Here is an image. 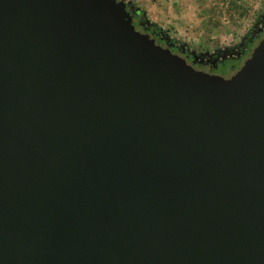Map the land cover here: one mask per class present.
<instances>
[{
    "label": "water",
    "instance_id": "95a60500",
    "mask_svg": "<svg viewBox=\"0 0 264 264\" xmlns=\"http://www.w3.org/2000/svg\"><path fill=\"white\" fill-rule=\"evenodd\" d=\"M119 0H0V264H264V41L198 73Z\"/></svg>",
    "mask_w": 264,
    "mask_h": 264
},
{
    "label": "rangeland",
    "instance_id": "374dc122",
    "mask_svg": "<svg viewBox=\"0 0 264 264\" xmlns=\"http://www.w3.org/2000/svg\"><path fill=\"white\" fill-rule=\"evenodd\" d=\"M121 1L209 77L231 78L264 41V0Z\"/></svg>",
    "mask_w": 264,
    "mask_h": 264
},
{
    "label": "flooded vegetation",
    "instance_id": "af4514ba",
    "mask_svg": "<svg viewBox=\"0 0 264 264\" xmlns=\"http://www.w3.org/2000/svg\"><path fill=\"white\" fill-rule=\"evenodd\" d=\"M121 0H119L118 2H120ZM122 2V1H121ZM127 10V9H126ZM131 14V18H132V24L135 27L136 30H138L140 33L142 34H147L149 35L150 38H152L156 44L162 46V47H166L168 48L171 53L173 54H177L176 49L172 48V47H167L165 45V43L163 42V38L162 36L158 33V31L156 30V28H153L151 25H147L145 26L144 23L142 21H140L138 18L136 19V15L137 13L132 14L131 11H129ZM178 55V54H177ZM179 56V55H178ZM186 63L189 64V59L187 58ZM196 64L194 62L191 61V66H195ZM192 67V68H193ZM194 69V68H193ZM197 71V70H196ZM220 71V70H219Z\"/></svg>",
    "mask_w": 264,
    "mask_h": 264
},
{
    "label": "trees",
    "instance_id": "16d2710c",
    "mask_svg": "<svg viewBox=\"0 0 264 264\" xmlns=\"http://www.w3.org/2000/svg\"><path fill=\"white\" fill-rule=\"evenodd\" d=\"M153 28H156V26L154 24L151 25Z\"/></svg>",
    "mask_w": 264,
    "mask_h": 264
}]
</instances>
